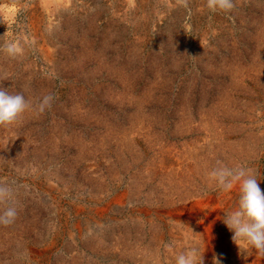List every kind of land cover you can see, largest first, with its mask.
Returning <instances> with one entry per match:
<instances>
[{"label": "rangeland", "instance_id": "374dc122", "mask_svg": "<svg viewBox=\"0 0 264 264\" xmlns=\"http://www.w3.org/2000/svg\"><path fill=\"white\" fill-rule=\"evenodd\" d=\"M233 3L0 0V45L20 49L0 51V87L31 104L0 127V183L17 208L0 264L257 254L223 222L239 186L209 175L244 166L264 191V0ZM210 226L214 250L199 230Z\"/></svg>", "mask_w": 264, "mask_h": 264}, {"label": "clouds", "instance_id": "9594fccd", "mask_svg": "<svg viewBox=\"0 0 264 264\" xmlns=\"http://www.w3.org/2000/svg\"><path fill=\"white\" fill-rule=\"evenodd\" d=\"M182 2L186 3V0ZM206 3L212 11H230L234 8L233 0H206ZM0 51L13 58L20 54V49L11 41L0 45ZM51 101L52 96H44L39 110L44 111ZM30 106V101L22 93L11 94L0 87V127L14 124ZM209 175L222 191H231L239 186L238 206L224 215L223 222L233 232L232 239L241 250L242 245H248L255 249L257 255L264 257V191L259 186L256 174L244 166H218ZM0 205H5L0 209V225H10L17 216L10 185L0 183ZM175 264H203V254L196 250L184 251L176 257ZM213 264H220L219 258L214 256Z\"/></svg>", "mask_w": 264, "mask_h": 264}, {"label": "bare ground", "instance_id": "6f19581e", "mask_svg": "<svg viewBox=\"0 0 264 264\" xmlns=\"http://www.w3.org/2000/svg\"><path fill=\"white\" fill-rule=\"evenodd\" d=\"M232 191V190H231ZM233 199V198H232ZM229 204V203H228ZM228 206V205H227ZM181 215V214H180ZM182 216V215H181ZM199 230L201 231V232H204V230H205V233L206 234H204L203 233V235L206 237V239H209L211 242H212V244H213V246H212V250H214L215 249V239L214 238H212V236H213V234L211 233V232H209L210 230H211V226H210V228L209 227H207L206 229L205 228H199ZM212 231V230H211ZM193 232V231H192ZM213 232V231H212ZM202 235V234H201ZM214 235H216V234H214ZM225 235V234H224ZM205 239V238H204ZM208 240V241H209ZM215 240V241H214ZM221 243V242H220ZM207 244V243H206ZM242 249H244V248H242ZM237 250V249H236ZM235 250V251H236ZM220 251V250H219ZM240 252V251H239ZM245 253V252H244ZM207 260V259H206ZM225 263V262H224ZM224 263H222V264H224ZM227 263V262H226ZM237 264H264V257H261V256H259V255H257V254H255V255H253V256H250V257H245L244 258V260L243 261H239V263H237Z\"/></svg>", "mask_w": 264, "mask_h": 264}]
</instances>
